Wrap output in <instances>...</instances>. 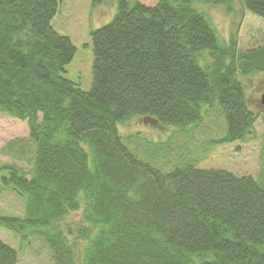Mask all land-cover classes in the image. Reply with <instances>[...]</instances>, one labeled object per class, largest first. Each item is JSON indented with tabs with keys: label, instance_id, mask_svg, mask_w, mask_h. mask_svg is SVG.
<instances>
[{
	"label": "trees",
	"instance_id": "16d2710c",
	"mask_svg": "<svg viewBox=\"0 0 264 264\" xmlns=\"http://www.w3.org/2000/svg\"><path fill=\"white\" fill-rule=\"evenodd\" d=\"M233 1L116 0L90 32L84 91L64 75L75 46L51 25L60 0H0V112L26 121L35 146L29 172L0 165V183L25 206L23 217L0 215V228L21 243L41 238L54 264H264L261 185L193 165L161 172L118 131L133 117L196 127L216 106L223 141H247L256 115L238 75L264 71V0H238L242 20L228 42L194 6ZM76 211L79 260L73 231L59 226ZM16 263L0 240V264Z\"/></svg>",
	"mask_w": 264,
	"mask_h": 264
},
{
	"label": "rangeland",
	"instance_id": "374dc122",
	"mask_svg": "<svg viewBox=\"0 0 264 264\" xmlns=\"http://www.w3.org/2000/svg\"><path fill=\"white\" fill-rule=\"evenodd\" d=\"M60 0L51 20L52 27L67 36L75 46L73 58L65 67L64 75L88 91L92 85L93 50L90 32L108 22L115 12L116 0ZM152 5L157 0H140ZM204 10L216 28L219 37L228 42L238 32L243 7L238 0L230 5H204L194 3ZM245 88L249 108L256 115L252 135L245 142H224L226 123L216 106L207 109L196 127L161 124L151 117H133L118 124L124 143L135 156L151 167L168 172L176 167L193 165L200 169H218L236 175H250L264 188V71H250L238 75ZM154 120V121H153ZM9 142H12L9 146ZM34 144L28 139L26 121L0 112V165L15 164L29 172L34 157ZM4 172H0V176ZM24 200L5 189L0 183V215L23 217ZM80 211L72 212L59 221L74 244L77 260L82 256L85 242L77 239L75 232L83 225ZM0 240L17 251L16 264H54L46 243L39 237H30L21 243L13 233L0 228Z\"/></svg>",
	"mask_w": 264,
	"mask_h": 264
},
{
	"label": "water",
	"instance_id": "95a60500",
	"mask_svg": "<svg viewBox=\"0 0 264 264\" xmlns=\"http://www.w3.org/2000/svg\"><path fill=\"white\" fill-rule=\"evenodd\" d=\"M260 103H261V104H264V93H262V95H261Z\"/></svg>",
	"mask_w": 264,
	"mask_h": 264
}]
</instances>
